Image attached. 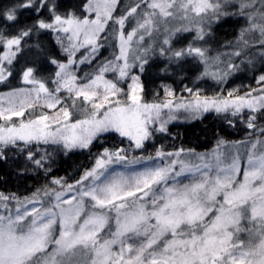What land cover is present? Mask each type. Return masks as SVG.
<instances>
[{
    "label": "snow or ice",
    "instance_id": "1",
    "mask_svg": "<svg viewBox=\"0 0 264 264\" xmlns=\"http://www.w3.org/2000/svg\"><path fill=\"white\" fill-rule=\"evenodd\" d=\"M224 24L235 27L221 40ZM113 41L118 54L101 60ZM41 59L55 72L40 74ZM257 63L264 84V0L0 3V84L28 86L0 93L9 101L0 163L11 159L18 177L45 174L29 196L0 193V264H264V88L206 95L196 86L226 87ZM81 65L92 70L81 76ZM153 66L162 81L194 72L193 86L177 96L162 82L163 98L149 102L142 76ZM205 114L244 125L245 138L214 133L204 151L143 154L157 134L172 135L171 122ZM111 136L119 144L104 146ZM75 152L90 167L77 179L53 176L55 156Z\"/></svg>",
    "mask_w": 264,
    "mask_h": 264
},
{
    "label": "trees",
    "instance_id": "2",
    "mask_svg": "<svg viewBox=\"0 0 264 264\" xmlns=\"http://www.w3.org/2000/svg\"><path fill=\"white\" fill-rule=\"evenodd\" d=\"M9 0H0V3H8ZM68 2V0H65ZM75 2V0H72ZM126 2V0H124ZM27 16L25 14L24 19ZM30 22V21H29ZM235 25L233 24H224L218 30V35H226L230 32L234 31ZM37 38L34 36L31 38V41H35ZM40 41L43 42L48 50L57 56L62 57L63 53L55 42L54 36L49 33H42L39 37ZM105 49V48H104ZM103 52V51H102ZM19 67V65H18ZM94 67V66H93ZM257 67V66H256ZM53 65L48 64L45 60L41 59L40 61V74L49 75L53 73ZM87 71H91V68H87ZM257 71L261 72L260 69L256 68L255 70L245 69L238 73L236 76L230 78V81L227 83L228 87L239 88V94L242 95L245 92H249L258 87L256 82L255 74ZM161 73L158 72L157 68L153 66L150 68L143 76L142 80L146 85V96L145 99L151 100L154 99L156 93H159V96H162V88L159 87V83L161 80ZM188 78L181 82L179 76L171 77L170 79L163 80L172 85L175 89V92L180 90L179 86L187 84L188 86H193L192 80L195 73L191 75H187L186 72L183 74ZM11 80V79H10ZM12 80L20 81L18 77L12 78ZM206 82L204 87H202V91L206 95H213L217 91H223L224 95L227 94L226 89H217V87L210 83L208 80L206 81H197L196 86L200 83ZM244 85V86H243ZM201 87V86H200ZM207 87H211L212 91H208ZM206 118H201L200 120H192L185 122L178 121L169 124V130L171 132V136H164L162 134H157L153 140L147 142V150L143 153L147 155L149 152H155V147H159L160 145H164L166 150H171L173 146L180 147L183 145L188 148H195L197 151H204L208 148H211L215 143L214 133H218L221 136H224L227 140H242L245 138V129L244 125L238 124L236 127L229 128L226 124L221 126L220 122L215 118V114H205ZM264 123V121H262ZM127 142H125L126 144ZM113 144H119V138L115 136H111L107 138V142L104 144L106 147H111ZM99 147H94L92 152L95 153L99 151ZM141 153L139 152L140 155ZM10 156L14 157V154L10 153ZM12 160L10 159L9 162ZM0 163V191L6 193H26L31 187H35L38 185H42L45 183V174L39 172L37 174L28 173L23 176H17L15 174V165H11L10 163ZM81 166H89L88 164V154L75 152L70 153L68 156L59 157V163L53 166V176H62L71 179H77L79 176V171L82 170ZM51 179V177H48Z\"/></svg>",
    "mask_w": 264,
    "mask_h": 264
},
{
    "label": "rangeland",
    "instance_id": "3",
    "mask_svg": "<svg viewBox=\"0 0 264 264\" xmlns=\"http://www.w3.org/2000/svg\"><path fill=\"white\" fill-rule=\"evenodd\" d=\"M233 32H230V33H228L229 34V37H230V34H232ZM219 36V38L221 39V40H223L225 37H226V35H223V36H221V35H218ZM105 48V49H104ZM103 49H102V55L100 56V59L101 60H104L105 58H108V59H113L114 57H113V53L115 52L116 54H118V42H115V41H113V42H110V44H105V47H104ZM81 51H83V50H81ZM63 55V54H62ZM79 56H80V54L78 53L77 54V59H79ZM257 67L256 68H258V69H260V64L259 63H257V65H256ZM88 67L86 66V65H81L80 66V69H79V74L81 75V76H83L84 75V73L85 72H89V71H87L86 69H87ZM55 72V66H54V68H53V73ZM186 74L187 75H191V74H193V72H186ZM261 74V72H259V71H257V73L255 74V80H256V82H257V78H258V76ZM107 78H109V79H111L112 78V75L111 74H109L108 75V77ZM208 81L210 82V83H212L213 85V88H214V86L215 87H217V89H219V90H221V89H226V91L228 92V91H230V90H233V89H235V87L233 86V87H228V86H226V87H224L223 85H221V86H217L216 85V83L214 82V81H212L211 79H208ZM167 83V84H169L168 82H166V81H161L160 83H159V85L161 84V83ZM206 84V82H202V83H200L199 85H198V87L202 90V87H204V85ZM185 84L183 83L182 85H180L179 86V88H180V90L179 91H177V93H176V95L177 96H180V94H181V89L183 88V86H184ZM125 88H127V85H123ZM201 86V87H200ZM244 86V85H243ZM21 87H28L27 85H24V84H22L20 81H17V83H16V81L15 80H10L9 82H7V84L5 85V84H0V93H7V92H9V91H11L12 89H14V88H21ZM191 87V86H190ZM260 88H264V84H258V87L257 88H255V89H260ZM207 90L208 91H212V89H211V87L209 88V87H207ZM162 91H163V89H162ZM220 91H217L216 93H219ZM162 96H160V98L162 99L163 98V95H164V93L162 92V94H161ZM185 95H186V93H185ZM227 95V94H226ZM243 95V94H242ZM149 102H154V99H151V100H148ZM18 103H19V101H17V105H18ZM9 106V101L5 98V99H2V100H0V107H4V108H7ZM40 111V109H37V112H39ZM45 111H47L46 109H45ZM247 111V110H246ZM14 120H16L17 122L19 121V118H16V117H14L13 118ZM178 121H184V119L183 118H180V119H178V120H175V121H173V122H171V123H174V122H178ZM170 123V124H171ZM243 140V139H242ZM41 147H43V146H41ZM49 151H51V149H49ZM135 155H137V154H139V151H137V152H135L134 153ZM61 156V154H59V155H56L55 156V159H56V164L57 163H59V157ZM11 165H15V164H13V162L11 161V162H9ZM31 173H34V172H31ZM41 173H43L42 171H41ZM40 185H38V186H33V187H31L28 191H26V193H14V194H16L17 196H20V197H24V196H29V195H31V193L37 188V187H39ZM0 193H3L4 195H10V194H13V193H6V192H1L0 191Z\"/></svg>",
    "mask_w": 264,
    "mask_h": 264
}]
</instances>
